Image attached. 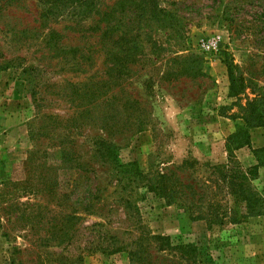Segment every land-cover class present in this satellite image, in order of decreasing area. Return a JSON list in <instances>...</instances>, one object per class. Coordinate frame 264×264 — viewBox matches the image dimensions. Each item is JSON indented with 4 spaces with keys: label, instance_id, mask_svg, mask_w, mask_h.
Instances as JSON below:
<instances>
[{
    "label": "rangeland",
    "instance_id": "obj_1",
    "mask_svg": "<svg viewBox=\"0 0 264 264\" xmlns=\"http://www.w3.org/2000/svg\"><path fill=\"white\" fill-rule=\"evenodd\" d=\"M52 1L0 0V264H264V126L243 119L264 110V0H93L91 17L51 15ZM135 49L127 85L105 91L107 51ZM98 143L143 178H112ZM157 172L169 202L137 186Z\"/></svg>",
    "mask_w": 264,
    "mask_h": 264
},
{
    "label": "trees",
    "instance_id": "obj_2",
    "mask_svg": "<svg viewBox=\"0 0 264 264\" xmlns=\"http://www.w3.org/2000/svg\"><path fill=\"white\" fill-rule=\"evenodd\" d=\"M93 4V0H53L50 4V6H48V8L46 9V12L50 13L51 15L56 14L58 15H64L66 13V15H77L80 12L82 13L81 17H88V14L85 13H89L90 17H91V6ZM164 10H159L160 12H163ZM85 12V13H84ZM90 31V29H89ZM50 33H52L51 37L48 38L49 41V47L50 50L55 54L58 55L60 52H62L64 50V43L60 42V39L56 38L55 36V32L50 31ZM91 35V33H90ZM90 35H86V38H89ZM45 38V36L43 37ZM130 43H133V45H137V42L135 40H129ZM107 44V43H106ZM90 46V44H88ZM70 48L76 50L75 52L72 51V57L71 60L75 65H79L80 64V56L77 54L78 53V47H80V45H72L69 46ZM137 53L138 50L135 49L133 52H129V53H124V54H111L110 52L107 51L106 55L109 58L108 62H113L112 66H114L115 68L114 73L111 74V63L109 66L106 67V75L107 78L103 79V86L105 91H108L111 89V87H113V89L115 87H117V91L122 90L124 86H126L127 84L125 83V80L128 77V71L132 73V69L129 68L126 64L128 58L130 61H133V63L135 61L138 60L137 58ZM111 56H112V60H111ZM107 61V59H106ZM229 71H230V95H238V91L235 90V82L237 81L236 78H234L231 75V64H229V62L226 64ZM134 72V70H133ZM100 83L97 81V84ZM131 85V84H129ZM100 88V87H99ZM97 88V89H99ZM133 89H136V86L132 87ZM242 88V87H240ZM94 93V92H93ZM108 93V92H107ZM105 93V94H107ZM117 93V92H116ZM116 93L114 92L113 94L116 95ZM87 94V93H85ZM104 94V95H105ZM104 100V98H102ZM93 100H89L88 103L92 102ZM105 101V100H104ZM87 103V104H88ZM140 101L137 98L129 97L128 99V104H130V106H139L140 105ZM246 105L249 106V103L247 102ZM139 108L137 107V110ZM244 111H249V116H245L243 117L244 121L246 122V124H248L249 126H257V125H262L264 126V110L261 111H256L254 110L253 107H246L243 109ZM73 119V118H72ZM139 127L143 125V122L140 121L139 122ZM114 131H118V128L116 126V130L114 128ZM233 135L228 137V141H231ZM248 141H242L241 139H239L237 141V145L235 148H239L242 147L243 145L247 144ZM69 142H60V145L62 146V151H63V160L65 162H69L71 161V149L70 146L68 145ZM98 149L97 152L100 155V158L102 160V162H106L107 160L110 161L112 164H114L115 166L113 167L114 170L111 173V177H117L120 173H127L128 171H130L131 175L137 178H143V176L145 175V173L143 171H141L137 166L134 165V163H128L127 165H124L122 163H120L118 161V157L117 154L115 152H112L111 148L108 145H103L102 143H98L97 144ZM258 151L260 152H264V148L259 149ZM232 154H231V150L228 149V158H231ZM29 159H32L31 157ZM261 163L264 164V161H262ZM126 166V167H125ZM128 166H130V169H128ZM125 167V168H124ZM41 178V176H40ZM145 178V177H144ZM117 180H119V178H116ZM173 177L170 176H166L164 174H158V172L156 174H154V177L152 178H147L145 181H143L141 184H137V186L139 185V187H143L146 189H149L151 191H154L158 194H160L162 197L166 198L167 201H171V199L173 198V195L177 192V188L173 185ZM167 182L169 185H167ZM14 185H17L18 182H14ZM31 182L27 181V187L28 189H34L35 185L34 184H30ZM40 183V182H38ZM41 184L44 185V188H40L38 189L42 194L46 191V185L44 183V180H41ZM121 189H125V188H121ZM87 192V194L82 198L81 202H83V209L88 210L92 208V206H94V204L91 202L92 199H94L96 197L95 192L91 193L89 190V187H87V190H85ZM90 192V193H89ZM241 198L242 200H244L246 202V206L250 207L249 205H247V200H248V204H250L251 199L248 195L244 194V190H242L241 192ZM255 201V204L257 203L255 207V213L256 214H261L264 212V199H262V197L257 196L256 198H253V202ZM129 201H126L125 206L130 208V203H128ZM254 204V205H255ZM39 206V205H37ZM245 206V207H246ZM93 210H91L92 212ZM24 215V214H23ZM28 215H26L27 217ZM34 216H39V218L44 219V210L42 209H38L36 210ZM68 218L70 216H67ZM69 220V219H68ZM69 230L65 231L64 236H69ZM68 260V259H67ZM82 261V255L81 254H77V256H74L73 259L68 260L69 264H80ZM67 262V263H68ZM65 264V263H64Z\"/></svg>",
    "mask_w": 264,
    "mask_h": 264
},
{
    "label": "built area",
    "instance_id": "obj_3",
    "mask_svg": "<svg viewBox=\"0 0 264 264\" xmlns=\"http://www.w3.org/2000/svg\"><path fill=\"white\" fill-rule=\"evenodd\" d=\"M204 45L207 46V48L212 47V48H216L217 47V40H211L210 42L204 43Z\"/></svg>",
    "mask_w": 264,
    "mask_h": 264
},
{
    "label": "crops",
    "instance_id": "obj_4",
    "mask_svg": "<svg viewBox=\"0 0 264 264\" xmlns=\"http://www.w3.org/2000/svg\"><path fill=\"white\" fill-rule=\"evenodd\" d=\"M0 110L2 111V108L0 107ZM3 117H5V114L3 115Z\"/></svg>",
    "mask_w": 264,
    "mask_h": 264
}]
</instances>
